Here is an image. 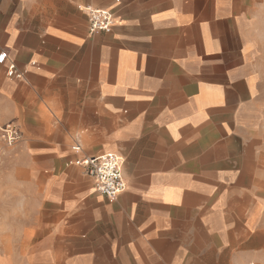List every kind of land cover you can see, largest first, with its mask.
Segmentation results:
<instances>
[{
    "label": "crops",
    "instance_id": "0c3cea01",
    "mask_svg": "<svg viewBox=\"0 0 264 264\" xmlns=\"http://www.w3.org/2000/svg\"><path fill=\"white\" fill-rule=\"evenodd\" d=\"M88 9L112 30L91 32ZM262 18L264 0H0L19 264H264ZM109 153L115 200L70 165Z\"/></svg>",
    "mask_w": 264,
    "mask_h": 264
},
{
    "label": "rangeland",
    "instance_id": "374dc122",
    "mask_svg": "<svg viewBox=\"0 0 264 264\" xmlns=\"http://www.w3.org/2000/svg\"><path fill=\"white\" fill-rule=\"evenodd\" d=\"M3 128L0 126V264H19L16 248L22 242L28 218L27 179L22 175L26 160L19 150L23 139L9 145L3 138ZM22 130L25 134L26 129Z\"/></svg>",
    "mask_w": 264,
    "mask_h": 264
},
{
    "label": "built area",
    "instance_id": "2783aa9c",
    "mask_svg": "<svg viewBox=\"0 0 264 264\" xmlns=\"http://www.w3.org/2000/svg\"><path fill=\"white\" fill-rule=\"evenodd\" d=\"M88 18L91 32H110L114 26V18L111 12L104 10L88 9ZM7 55L0 54V64H5ZM8 77H20L15 67L10 66L7 70ZM3 138L9 145L16 144L20 139V132L14 125H8L2 129ZM75 153L81 152V146L76 143L72 146ZM70 165L80 167L93 181L95 190L110 200L117 199L127 189L124 177V160L121 156L109 153L100 156L85 157L70 162Z\"/></svg>",
    "mask_w": 264,
    "mask_h": 264
}]
</instances>
